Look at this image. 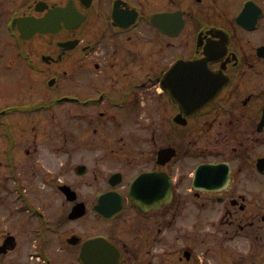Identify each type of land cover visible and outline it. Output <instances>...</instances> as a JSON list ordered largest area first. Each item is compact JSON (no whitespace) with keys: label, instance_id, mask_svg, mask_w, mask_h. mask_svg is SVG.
Returning <instances> with one entry per match:
<instances>
[{"label":"flooded vegetation","instance_id":"af4514ba","mask_svg":"<svg viewBox=\"0 0 264 264\" xmlns=\"http://www.w3.org/2000/svg\"><path fill=\"white\" fill-rule=\"evenodd\" d=\"M0 217V264L264 252V0H0Z\"/></svg>","mask_w":264,"mask_h":264},{"label":"rangeland","instance_id":"374dc122","mask_svg":"<svg viewBox=\"0 0 264 264\" xmlns=\"http://www.w3.org/2000/svg\"><path fill=\"white\" fill-rule=\"evenodd\" d=\"M5 213V210L1 211V216ZM20 214L25 218L32 217L25 211H20ZM212 217L216 218L217 215ZM8 222L5 221L6 224ZM180 229L181 235L195 234V228L180 227ZM218 230L219 228L216 225L214 232L207 234L204 230L200 231V228H197V232L202 234L201 237L196 239V243H192L199 255L197 264H264V252L262 250L259 253H252L254 250L248 249L243 240H231L224 237L225 235ZM184 240H186V237L181 239V241Z\"/></svg>","mask_w":264,"mask_h":264},{"label":"water","instance_id":"95a60500","mask_svg":"<svg viewBox=\"0 0 264 264\" xmlns=\"http://www.w3.org/2000/svg\"><path fill=\"white\" fill-rule=\"evenodd\" d=\"M105 214L109 213L110 210H102Z\"/></svg>","mask_w":264,"mask_h":264}]
</instances>
